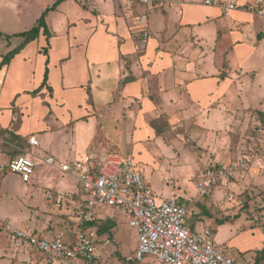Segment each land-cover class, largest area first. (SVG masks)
<instances>
[{
    "label": "crops",
    "instance_id": "obj_1",
    "mask_svg": "<svg viewBox=\"0 0 264 264\" xmlns=\"http://www.w3.org/2000/svg\"><path fill=\"white\" fill-rule=\"evenodd\" d=\"M56 1L0 0V188L12 159L2 143L25 144L29 155L40 161L59 158L66 143L62 130L96 113L116 128L111 132L123 135L119 140L113 137L112 144L129 146L131 152L125 154H136L139 164L143 153L156 164L149 146L173 148L176 132L188 136L193 146L206 147L225 129L241 127L251 109L264 122V71L259 70L264 68V15L244 8L255 0H236L239 8L228 16L223 4L229 0H186L181 9L132 5L127 0H63L46 15L50 36L41 29L37 38L24 44L25 37L17 34L35 26ZM143 13L146 21L140 20ZM22 44L4 63V57ZM254 96L262 107L248 104ZM236 100L245 103L237 107ZM237 115L240 124L234 122ZM30 136L39 144H30ZM191 161L198 163L197 157ZM39 165L32 186H25L22 194L12 197L6 190L13 213L3 220L46 237L69 234L68 216L83 198L75 190L80 189L78 179L72 174L71 183L53 165ZM39 185L42 197L48 189L62 194L63 206H39ZM204 224L200 220L195 227ZM241 226L240 222L238 228H227V233L222 226L221 234L230 255L238 249V256L246 258L263 249L264 231L251 224L239 231ZM86 230L96 237L95 228ZM100 251L104 263V250ZM24 263L52 264L39 251L10 243L0 226V264Z\"/></svg>",
    "mask_w": 264,
    "mask_h": 264
},
{
    "label": "built area",
    "instance_id": "obj_2",
    "mask_svg": "<svg viewBox=\"0 0 264 264\" xmlns=\"http://www.w3.org/2000/svg\"><path fill=\"white\" fill-rule=\"evenodd\" d=\"M129 4L160 5L181 9L186 0H127ZM213 4V0H203ZM239 8L236 0L223 4L224 15L228 16ZM248 11L264 15V0H255L244 6ZM148 16L143 13L141 21ZM147 38L148 32L144 33ZM29 142L38 145L36 136ZM30 153L12 158L7 168L18 173L23 181L32 179L39 163L56 166L64 173L74 174L79 182L83 198L72 209L68 218L72 223L69 234L58 233L46 237L27 228L17 227L11 221H0L12 244H25L42 253L52 264H103L100 246L110 243L109 238H97L86 230L88 222H98L109 215L102 213L103 206L116 207L129 217V224L138 232L137 247L126 256L129 263L138 264L146 255H151L157 264H237L215 240L211 227L193 230L188 224L189 208L178 196H155L139 162L133 155L103 152L87 153L75 161L56 163L53 156L34 159ZM223 164V163H222ZM249 166L244 159L234 160L226 165L214 164L206 167L197 184V195L207 198L214 188L230 184L237 174ZM51 204L58 209L63 206L64 196L46 190ZM102 243V244H100Z\"/></svg>",
    "mask_w": 264,
    "mask_h": 264
},
{
    "label": "rangeland",
    "instance_id": "obj_3",
    "mask_svg": "<svg viewBox=\"0 0 264 264\" xmlns=\"http://www.w3.org/2000/svg\"><path fill=\"white\" fill-rule=\"evenodd\" d=\"M259 70L264 71V68ZM243 103L245 102L235 101L237 107ZM250 103L254 106L259 105L262 107L260 100H257L255 96L254 98H249L248 104ZM256 111L251 109L249 112H245L246 115L241 120L242 123L238 122V116L240 115H237L234 118V122H237V124L241 123V127L237 130L225 129L226 131L217 134L211 142H208L206 147L193 146L188 136L186 137L184 133L176 132L175 136L178 141L174 142L173 148L158 149L156 145L149 146L151 152L156 156V164H153L152 161H147L144 153L139 164L155 196L165 195L172 197L175 195L178 197L181 195L184 197L186 200L183 202L189 208L188 224L190 227L195 231L208 226L213 230L216 228L218 232L215 240L226 252V236L224 233L221 234L222 226L226 227L225 233L229 231L227 228H238L240 222L242 226L239 231L246 229L250 224L264 231V178L259 179L260 176H264V122L262 124L259 122V116ZM111 129L115 131L116 128L109 127L107 123L104 124V121L99 117V113L90 115L87 120H79L71 128L63 129L62 136H64L66 143L63 144V151H61L63 156L58 158L53 155L56 163L59 161H75L81 159L87 153L112 152L125 154L128 152L129 149L127 148L129 146L121 144L120 146L118 145L119 148L117 144H112V141H114L113 137L119 140V136L123 135L117 134L118 130L111 132ZM57 136L59 135L57 134ZM103 136L109 141L108 143H106L105 138H102ZM183 141H185V144ZM119 142L121 143V141ZM4 144L2 143L1 147L5 153H9L10 159L24 154L26 149H29L25 144L19 145L20 147ZM142 144L145 145L146 142L143 140ZM184 146L189 148L186 149ZM39 148H43V146ZM30 151L32 150L30 149ZM134 155L136 156V154ZM193 157H197L198 163L194 164V161H191ZM240 159L248 160L249 166L240 171L231 180L230 184L214 188L212 194L207 198H200L196 195L197 184L206 167L214 164L226 165L229 162ZM41 165L36 167L39 169ZM51 168L72 183V174L64 173L54 166H51ZM36 170L35 168L32 179L29 182H23L18 173L7 170V173L4 174L5 177L0 188V221H4L6 214L13 213V209L8 205L6 190L9 191L12 197L22 194L21 191L25 186H32L31 182ZM38 183L41 184L42 182L39 181ZM39 189L40 194L38 197H40L42 202L40 203V199H38V205L40 206L41 204L53 210L55 206L49 203L48 197L41 196L44 193V189L41 186ZM75 190L83 197L77 186ZM208 201H211V204ZM102 213L115 216L114 220L116 221V226L111 233L96 235L99 242L102 239L101 237L105 239L110 237L111 240V243H105V245L103 243V248L100 247L102 251L104 250L103 264H130L126 262L125 258L137 246L139 240L137 230L130 226L129 217L119 212L116 207L103 206ZM199 216H204V218H199ZM227 216L230 218L227 222L219 223V220ZM200 220H204L205 224L196 229L195 226ZM235 251L236 254L232 253V256L236 259L237 264H253L258 254L257 251H253L246 254V258H241L237 254L239 253L238 249ZM227 253L229 254V252ZM251 259H253L252 262H249ZM138 264H157V260L151 255H146L144 260ZM259 264H264V259Z\"/></svg>",
    "mask_w": 264,
    "mask_h": 264
},
{
    "label": "trees",
    "instance_id": "obj_4",
    "mask_svg": "<svg viewBox=\"0 0 264 264\" xmlns=\"http://www.w3.org/2000/svg\"><path fill=\"white\" fill-rule=\"evenodd\" d=\"M63 0H57L51 7H48L45 11H43L42 15L37 21V24L33 26L31 29L21 32L17 34L18 36H23L25 37L24 44L28 41L34 40L37 38L40 34L41 29H44V33L47 37L50 36V32L48 30V26L46 23V15L50 10H54ZM0 35H3L2 32H0ZM7 38H10V36H6ZM23 44L14 49L13 51L9 52L5 57H4V63H7L10 61V59L21 49ZM45 53H47V49L45 50ZM47 77H48V70L45 74V80L44 84L47 83ZM111 218V219H110ZM230 218L227 216L223 218L222 220H219V223H225L229 220ZM105 221L104 223H102ZM86 227L92 226L96 230V235H103L105 233H111L112 229L116 226V221L114 220V217L107 216L105 219L99 220L98 222H88L85 224ZM257 256L255 259V262L253 264H259L263 259H264V247L263 249L259 250L257 252ZM134 264V263H130Z\"/></svg>",
    "mask_w": 264,
    "mask_h": 264
}]
</instances>
